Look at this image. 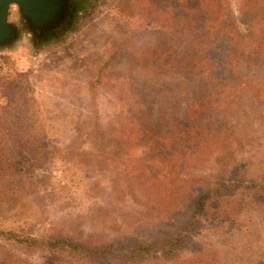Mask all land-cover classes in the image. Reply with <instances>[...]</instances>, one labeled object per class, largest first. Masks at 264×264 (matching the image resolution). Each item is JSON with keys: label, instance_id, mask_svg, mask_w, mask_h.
Here are the masks:
<instances>
[{"label": "rangeland", "instance_id": "374dc122", "mask_svg": "<svg viewBox=\"0 0 264 264\" xmlns=\"http://www.w3.org/2000/svg\"><path fill=\"white\" fill-rule=\"evenodd\" d=\"M252 1L94 0L69 32L40 48L12 7L19 38L0 49V149L22 160L28 151L34 162L44 134L51 161L65 158L19 187L3 176L0 157V264H92L18 241L61 235L91 244L181 238L175 258L136 264H264V191L254 188L264 180L263 64L220 87L227 128L205 132L211 148L201 161L196 142L184 141L196 135V110L188 109L196 81L179 73V57L195 46L171 45L175 36L196 43L218 35L213 22L240 19ZM221 187L224 199L203 222L215 213L225 228L196 232L188 222L196 205Z\"/></svg>", "mask_w": 264, "mask_h": 264}, {"label": "trees", "instance_id": "16d2710c", "mask_svg": "<svg viewBox=\"0 0 264 264\" xmlns=\"http://www.w3.org/2000/svg\"><path fill=\"white\" fill-rule=\"evenodd\" d=\"M218 9L220 10V6ZM212 28L215 31L223 32L209 38L197 36L196 43H193L190 39L184 40L183 38L186 36L178 37L180 39L175 36L171 41L173 48H175V46L177 47L181 41H186L191 48L192 45L195 46V52H186V55L184 53L179 57L180 64L184 63V66L180 69L179 73H183L186 80L192 81V79L195 78L196 81V87L192 92H189L191 95H196V98L194 102L188 106L189 110H192L193 108L196 110V123L194 122L196 124V135L193 137L188 136L184 141L187 142L189 140L186 144L187 146L196 142V148H198L197 153L201 156V161L206 160V151H210L211 148L209 139L204 138L206 134L205 132L210 131V129H218V132H221L224 128H227L226 125L223 127V125L220 124V119L218 118V111L222 110L221 106H218L217 103V99L221 96L220 87L227 81L229 82L231 79H235L234 75L242 74L241 70H246L247 72L249 69L254 70V68H258L262 64V67H264V0H254L250 2V4H247L245 9L243 11L241 10L240 19H233L225 25L217 19V21L213 22ZM191 54H193V57L196 56L194 67H189L188 65L190 64L187 63L189 62V56ZM192 59H190V61ZM218 72H221L220 76H217ZM247 79L248 76L243 75L240 82L244 81L245 83V80ZM218 86L219 90L217 88ZM187 89L188 88L185 90L187 91ZM212 95L213 97L208 104L204 105V103L201 102L203 97L204 99H207ZM192 119H194V116ZM191 132H194V130ZM213 133L217 134L216 132ZM46 138L47 137L44 136V134L40 135L39 140L42 144L37 150L34 162L26 160L28 157V151H22L25 155L23 158L28 165H23L25 162L22 160V154H20V158L14 151H4L0 149V157L3 164V176H10L9 183L12 186H14L13 183H18L19 187H25L30 175H34V177L41 181L46 178L47 173L50 171V167H54L53 163H56L58 157L53 159V161L49 158L48 151L43 145ZM194 139L195 141H193ZM188 150L189 149H186V152H182V158H187L189 154ZM10 154L12 155L13 160L6 163V159H8ZM51 154L53 153L51 152ZM211 155L212 153L210 156ZM64 158L65 157H59L58 159L64 160ZM15 159H19V161H16ZM51 164L52 166H50ZM25 166L27 167L24 168ZM14 177L17 178L14 179ZM251 182L255 184L258 180H251ZM254 188L256 193H258V188H260L261 191H264V180L255 184ZM222 189L223 187L217 190H214L213 188L206 189L207 194L203 195L196 205V210L190 221H188L189 225L196 224V232L202 230L205 226L211 225L212 229L214 227L216 229V227L222 228L223 225L226 224V219L222 216L215 215V213L213 215L216 218H211L212 215L206 220V225H204L203 222L207 210L210 207H215L220 199H224ZM44 190L47 191V189H42L41 191ZM223 204L224 203L219 204L215 209L221 210L220 207H224ZM235 206V208H237L238 204H235ZM250 209H252V206ZM244 229L245 226H241V230ZM200 233L201 232L198 234ZM175 239L176 238L171 237L169 240H159L157 242H135L129 244H124L123 242H120L119 239H113L107 243L100 242L99 244H91L87 241H81L74 239L73 237L61 235L46 240H31V238L23 237L22 239H18V241L29 247L36 246L63 251L69 255L71 260L78 263L136 264L139 261L149 258L152 260H171L172 258H175L178 254L175 253L174 247L183 245L180 243L181 238H177V240Z\"/></svg>", "mask_w": 264, "mask_h": 264}, {"label": "water", "instance_id": "95a60500", "mask_svg": "<svg viewBox=\"0 0 264 264\" xmlns=\"http://www.w3.org/2000/svg\"><path fill=\"white\" fill-rule=\"evenodd\" d=\"M69 0H0V49L18 41L19 27L10 21V11L17 6L22 18L33 29L44 31L62 21Z\"/></svg>", "mask_w": 264, "mask_h": 264}, {"label": "flooded vegetation", "instance_id": "af4514ba", "mask_svg": "<svg viewBox=\"0 0 264 264\" xmlns=\"http://www.w3.org/2000/svg\"><path fill=\"white\" fill-rule=\"evenodd\" d=\"M91 1L93 2L94 0H69L68 8L62 21L54 27L44 31L33 29V27L22 18V15H19V10H17L16 18L21 26V31L30 34L31 38H33V48H40L41 46L55 42V40L69 32V30L73 28L79 14L87 8V5Z\"/></svg>", "mask_w": 264, "mask_h": 264}]
</instances>
